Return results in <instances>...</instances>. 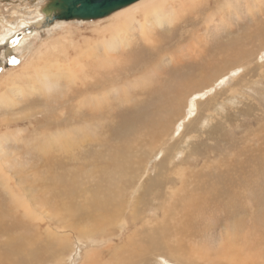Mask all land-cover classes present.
<instances>
[{"label": "rangeland", "instance_id": "374dc122", "mask_svg": "<svg viewBox=\"0 0 264 264\" xmlns=\"http://www.w3.org/2000/svg\"><path fill=\"white\" fill-rule=\"evenodd\" d=\"M47 1L0 0V80L3 79L0 82V212L4 211L5 220L9 221V215L14 213L8 206L10 202L14 206V201L20 199L14 207L23 215L28 213L25 209H30L32 218L15 228L23 231L27 225L30 229L26 234L33 236L32 229L37 235L30 240L33 242H22L21 255L13 259L0 257V264L8 261H16L14 264H109V260H105L113 254L123 264H224L221 255L228 251H222L221 246L232 236L234 228L252 229L254 240L257 238L253 236L262 237L264 40L251 36L264 24V0H239L225 19L216 16L218 11L213 9L224 0L205 1V10L207 6L210 9L207 14L195 4L193 10L198 11L194 19L198 20L186 27L170 48L161 52L153 44L136 45V42H132L130 48L119 46L113 57L104 60L111 67L117 66L109 73L111 78H104L102 73L106 70H101V76L94 83L84 77H88V72L98 73V66L94 65L100 53L90 57L89 53L82 54L87 60L81 74H78L79 68L74 69V62L78 52L87 51L89 42L97 39L94 30L106 24L105 17L58 20L49 24L47 16L41 18ZM37 19L43 21L39 26ZM199 28H203L201 38L193 39ZM247 33L249 39L244 40L242 35ZM11 35L15 36L13 41L7 39ZM61 37L62 45L57 48L46 45ZM184 50L186 56L181 63L177 57ZM38 52L42 53L35 56ZM34 61L36 66L50 65L49 73L46 72L50 76L45 78L48 81H35L34 76L26 82L27 78L22 77L2 89L9 75L34 74V66L23 68ZM79 75L82 80L77 79ZM117 77L121 78L117 80ZM108 87L115 92L103 97L105 91L101 90ZM88 94L93 97H86ZM171 94H176L181 102H176L172 109L162 107L165 102L158 99ZM96 96L100 100L96 101ZM94 114L107 115V119L94 125ZM152 119L156 129L153 135L160 134L157 139L148 136L153 128L145 127ZM76 120L84 121L85 128L80 131L86 134L71 130L79 126L74 124ZM68 129L73 134L65 132ZM75 142L77 146H71ZM124 145L127 156L119 160L113 152ZM162 149L165 155L160 152V156L158 152ZM66 180L78 182L77 192L81 196H89L90 191L95 195L100 189L106 196L111 193L115 196L101 199L102 204L106 202L109 206L104 211L109 217H98L93 209L94 214L90 212L93 214L90 216L82 215L80 209L71 216V222H80L81 226L82 223L92 226L89 220L95 217L106 219L94 224L93 227L99 229L92 234L89 231L90 234L81 235L55 217L49 208L59 206V201L51 200V192L66 184ZM107 189L112 192L106 193ZM78 193L75 198L80 204L84 197H78ZM22 200L30 207H21ZM189 200L191 205L186 204ZM192 204L199 206L194 208ZM177 206L181 213L175 209H179ZM187 208L196 209L189 221L184 219ZM175 215L177 219L173 222ZM43 216L45 219L41 218ZM173 226L181 227L177 230ZM132 240L136 243L130 244L128 249L131 250H119ZM243 247L247 253L252 252ZM92 251L95 252L92 260L100 258L96 263L86 261ZM249 263L264 264V259L255 258Z\"/></svg>", "mask_w": 264, "mask_h": 264}, {"label": "bare ground", "instance_id": "6f19581e", "mask_svg": "<svg viewBox=\"0 0 264 264\" xmlns=\"http://www.w3.org/2000/svg\"><path fill=\"white\" fill-rule=\"evenodd\" d=\"M205 1L207 0H204V2L202 0H138L124 8H121V9H118L116 10L115 12H113L111 15L103 18V20H106V24L104 26H98V28L95 31L96 35H97V39H95L94 41H91L89 42V44L86 46V49L87 51H80L78 53L79 56L78 58L75 60L74 62V69L75 68H79V72L78 74H81V72H84L85 70H83V67L85 65V62L87 60V57L83 56L82 54H85V53H89L88 57L94 55L96 56V52L100 53L97 57V61L94 65L95 66H98V70H96L98 73H93V72H88L87 76L88 77H84V80H87L90 78L91 80V83H94V81L96 79H98L99 76H101L100 73H102L103 71L101 70H106L105 72H103V76L104 78L105 77H110L109 73H111L112 71H114L116 69V67H111L110 64H106L104 62V60H108V58H110L111 56L113 57L115 54H116V51L118 48H120L119 46H123V49L124 48H130L131 45H132V42H136V45H138L139 43H141L142 45H150L152 46H157L158 47V50L163 52V50L165 49H168L170 48L175 42L178 41L179 37L182 36L183 34V31L186 27H190L191 25H193V23L198 20V19H194V16H195V13L198 11V10H193L194 9V6L195 4L197 5V9H200V10H205L206 8V5H205ZM241 1H245V2H248L249 0H241ZM251 1V0H250ZM237 3H239V0H224L223 3H216L215 7H213V9L217 12L215 13V15H221L222 19L224 18L225 19V15L229 13V11H231V7H236L237 6ZM44 6L42 7V19L46 18L47 15H51V13H45V11L43 10ZM41 11V9H39ZM38 10V11H39ZM236 13H238L239 11L238 10H234ZM210 12V9H209V6H207V9L205 10V14L209 13ZM184 14H186V17L184 18ZM32 15V14H30ZM192 19V20H189ZM25 19V18H24ZM42 19H37L36 20V23L39 24L42 21ZM102 19V18H101ZM22 22V21H21ZM35 23V24H36ZM30 24V23H29ZM21 25H24V24H21ZM41 25V24H40ZM185 25V26H184ZM19 26V25H18ZM37 26V25H36ZM194 28H196V26H193ZM34 28V27H33ZM11 29V28H10ZM202 29L203 28H199V30L196 32V34L194 35L193 39H199L201 38V33L200 31L202 32ZM14 31V30H13ZM23 31V30H22ZM29 31H32V30H29ZM257 31V34H253L251 36V38H253L254 36H260L261 38H263L262 40H264V24L261 26H258L254 32ZM138 34H139V38H138ZM64 35V34H63ZM67 35V34H66ZM69 35V34H68ZM71 35V34H70ZM6 36V35H5ZM134 36V38H133ZM25 36H23L24 38ZM65 38V37H64ZM132 39V41H130ZM242 38L244 40H247L249 39V34H243L242 35ZM7 39H15V36L12 37V35L10 37H7ZM12 40V41H13ZM69 40V39H68ZM67 40V41H68ZM6 41V40H5ZM9 41V40H8ZM64 41V39H63ZM70 42V41H69ZM102 44H101V43ZM190 42V41H189ZM194 43V42H193ZM44 44V43H43ZM68 44V43H67ZM47 46L48 45H52L54 47H58L59 45H62V37L61 38H58L57 40L55 39L53 42H50V43H47L46 44ZM183 45V44H182ZM192 45V44H191ZM201 45V44H200ZM195 48H196V45H193ZM53 48V47H52ZM51 48V49H52ZM185 48V47H183ZM61 49V48H60ZM186 49V48H185ZM57 50V49H56ZM55 51V50H54ZM62 51V49H61ZM67 51V50H66ZM183 51V49L181 50ZM195 51V50H194ZM53 52V51H52ZM42 52H38L36 53L35 56H39ZM77 53V54H78ZM183 53V52H181ZM184 53H185V50H184ZM179 54V57L178 60L181 61L182 63V60L185 59V56H186V53L185 54ZM44 57V55L42 56ZM35 60V59H34ZM175 60V59H174ZM177 61V60H175ZM163 62L164 59H163ZM162 62V63H163ZM121 62H116L117 65H119ZM167 63V62H166ZM180 63V64H181ZM35 64H37L36 61H34L33 64H28L26 66H24L23 68L26 70L28 67L30 66H34V71L35 73L34 74H26L25 72L22 73H18L17 75H12V76H6L7 78L4 79L5 82H3L2 84H5L4 87L2 89H6V87H10L11 85L15 84L19 79H21L22 77H26V82L30 79V78H33L34 76L37 78L35 79V81H46L47 79L45 78H48L50 75H48L46 72L49 71L50 69V65L48 66H36ZM179 64V63H178ZM174 65V63H173ZM177 65V64H176ZM183 65V64H182ZM161 66H164L161 64ZM96 68V67H95ZM185 68V67H184ZM183 71H185L186 73V70L183 69ZM182 71V72H183ZM49 73V72H48ZM77 74V75H78ZM184 75V74H183ZM74 79L77 78L75 76H73ZM137 77V76H136ZM185 77V76H184ZM111 78V77H110ZM119 78L121 77H117V80H119ZM122 78H125V77H122ZM127 78V76H126ZM186 78V77H185ZM34 79V78H33ZM77 79H83L82 76H78ZM151 79H154L153 77ZM1 80H3L1 78ZM0 80V82H2ZM173 80V78H172ZM225 80V79H224ZM48 81V80H47ZM186 81V79L184 80ZM45 83V82H44ZM43 84V83H42ZM48 84V82H47ZM50 84V83H49ZM137 84V83H136ZM186 84V82H185ZM188 84V83H187ZM44 85V84H43ZM135 85V84H134ZM163 86V85H162ZM110 87V86H109ZM106 89V88H102L101 91H105L103 93V97L108 95L109 93H112L114 94L115 91H113L112 88H109ZM137 88V87H136ZM182 89V88H181ZM255 89V88H254ZM257 90V89H256ZM129 92V91H127ZM242 92V91H241ZM200 93V92H199ZM181 94V93H180ZM197 94V93H196ZM205 94V93H203ZM7 95V94H6ZM75 95V94H74ZM127 95V94H126ZM129 95V94H128ZM199 95V94H197ZM92 95L88 94L86 95V97H90L91 98ZM178 98L176 100V97ZM93 97V96H92ZM198 97V96H197ZM76 98V97H75ZM126 98V97H125ZM96 101L100 100L99 96H96ZM160 101H163L165 102L164 106L162 107H165V108H170L172 109V107L176 104L181 102L179 97L176 95V94H171L169 95L168 97H165V98H162V99H158ZM194 101V99H193ZM192 101V102H193ZM197 101V100H196ZM157 102V101H156ZM81 104V103H80ZM180 105V104H179ZM193 107V106H192ZM63 110V109H61ZM102 111V110H101ZM104 112V111H102ZM102 116V118H101ZM54 118V117H53ZM95 120L92 121V123L94 125L100 123L101 121H106L107 119V115H99V114H94V117ZM56 119V118H55ZM74 124H78L79 126H74L73 129H71L72 131L74 132H81L83 135L86 134V132H82L80 131L82 128H85V123L84 121H81V120H76V122ZM73 124V125H74ZM155 120L152 119L150 122L147 123V125L145 127H148L149 129L150 128H153V130H150V134L151 135H148L149 137H151L152 139H157L159 136H156L153 135L156 131L155 127ZM72 126V125H71ZM65 127V126H64ZM69 128V127H68ZM63 131V130H62ZM65 132H69V129L68 131H65ZM179 132V131H178ZM54 133V132H53ZM52 133V135H53ZM60 133V131H59ZM69 133H72V132H69ZM80 133V135H81ZM177 133V131H176ZM49 134V133H48ZM47 134V136H49ZM51 134V133H50ZM57 134V133H56ZM62 134V133H61ZM73 134V133H72ZM79 134V133H78ZM178 134V133H177ZM75 135V133H74ZM82 136V135H81ZM79 137V136H78ZM77 137V138H78ZM50 138V137H49ZM53 138V137H52ZM55 138V137H54ZM58 138V137H57ZM69 138V137H68ZM82 138V137H81ZM80 138V139H81ZM84 138V136H83ZM180 138V137H179ZM192 138V137H191ZM67 139V137H66ZM66 139H63V142L66 140ZM150 139V138H149ZM61 140V141H62ZM69 140V139H68ZM76 140V138H75ZM96 140V139H95ZM180 140V139H179ZM49 141V139H48ZM52 141V140H51ZM49 141V142H51ZM94 141V139H93ZM66 142V141H65ZM74 142V140H73ZM72 142V143H73ZM77 142H79L77 140ZM137 142V141H136ZM134 142V143H136ZM139 142V141H138ZM145 142V141H144ZM143 142V143H144ZM52 143V142H51ZM71 143V144H72ZM81 144V142H79ZM78 143V146L80 145ZM83 143V141H82ZM124 143V142H123ZM142 143V142H141ZM140 143V146L142 147V144ZM186 143V142H185ZM70 144V145H71ZM77 144L76 142L71 145L74 147V145ZM69 145V146H70ZM181 145V144H180ZM49 146H51V144H49ZM77 146V145H75ZM130 146V145H129ZM149 146V145H147ZM146 146V147H147ZM173 146V145H172ZM178 146V145H177ZM120 147V146H119ZM170 148V147H169ZM183 148V147H182ZM53 150L55 148H52ZM129 149V148H128ZM134 149V148H133ZM132 149V150H133ZM141 149V148H140ZM143 149V148H142ZM52 150V151H53ZM56 150V149H55ZM57 151V150H56ZM55 151V152H56ZM127 148L126 146H121L120 149H116L114 150L113 154L119 159V160H123L124 158H126L127 156ZM3 152V151H2ZM1 152V153H2ZM58 152V151H57ZM161 152V154H164V150H160L158 152V154ZM196 152V151H195ZM175 153V152H174ZM131 154V153H130ZM160 155V154H159ZM165 155V154H164ZM167 155V154H166ZM173 155V153H172ZM177 155V154H176ZM182 155V154H181ZM161 156V155H160ZM175 156V155H174ZM178 156V155H177ZM146 157V156H145ZM158 157V156H157ZM171 153H170V158H171ZM131 158V156H130ZM136 158L138 159V157L136 156ZM169 158V160H170ZM173 158V157H172ZM116 159V158H114ZM149 159V158H148ZM164 159V157H163ZM162 160V159H160ZM166 160H168L166 158ZM113 161V160H112ZM115 161V160H114ZM135 161V160H134ZM172 162V159L170 160ZM176 161V160H175ZM116 162L118 163L117 159H116ZM115 162V163H116ZM149 162V161H148ZM164 161H162L161 163L163 164ZM140 163V162H139ZM165 163L167 164V162L165 161ZM1 164V163H0ZM111 165V164H110ZM113 165L117 166V164H114ZM165 165V164H164ZM170 165V164H169ZM3 165H1L2 167ZM5 166V165H4ZM114 167V166H113ZM166 167V165L164 166ZM163 167V169H165ZM168 167V166H167ZM118 168H124V166H119ZM2 169H4L2 167ZM99 169V168H98ZM168 169V168H167ZM3 171V170H2ZM107 171V170H106ZM170 171V170H169ZM84 173V171H82ZM81 172V173H82ZM108 172V171H107ZM113 172V171H112ZM104 172H102L101 174H103ZM101 174H99L100 176H102ZM108 174H110L108 172ZM115 175H117V171L114 172ZM114 175V176H115ZM88 176V175H87ZM113 176V175H112ZM109 178L110 175H109ZM173 178V177H172ZM93 179H96V178H93ZM100 179V177H99ZM98 179V180H99ZM101 179H105L103 176ZM108 179V177H107ZM167 179V178H166ZM106 180V179H105ZM115 180V179H114ZM113 180V181H114ZM101 181V180H100ZM98 182L97 183L101 184L102 182ZM216 181V180H215ZM108 182V181H107ZM106 182V183H107ZM173 182V181H172ZM183 182V181H182ZM117 183V182H116ZM184 183L183 182V186H184ZM110 184V183H109ZM136 184V183H135ZM169 184V183H168ZM161 185V184H160ZM163 185V184H162ZM80 186V185H79ZM106 186V185H105ZM166 186V184H165ZM164 186V187H165ZM199 186H201L199 184ZM107 187V186H106ZM163 187V189H164ZM181 187V186H180ZM180 187H178V189H180ZM109 188V187H108ZM172 188H175L172 187ZM78 182L73 180V181H70V180H66V184H63L61 187H59V189H55L51 192V200H54L56 199L57 201L60 202V204H58L59 206H56L53 207H49L51 212H53V214L55 215V217H57L59 220L63 221L64 224L68 225L70 228L72 229H75V230H78L79 233L81 235H86V234H90L88 233L89 231L91 232H94V230L96 229H99L97 227H93L95 223H97L99 220H106V219H97L98 217H109V215H107L104 211H107L109 209V206L108 204L105 205V203L102 204V201L101 199H104L106 197H112L113 194L111 193L110 196H106V194H104L105 192H99L101 191V189L98 191H95V195L92 194V192L90 191L89 193V196L86 195V196H81L79 195V193L77 192L78 190ZM162 189V190H163ZM169 189V188H167ZM171 190V189H170ZM122 192V188L119 190ZM172 191V190H171ZM84 192V191H83ZM82 192V193H83ZM109 192H112L111 190H106V193H109ZM115 192V191H114ZM129 192V191H128ZM128 192H126L128 194ZM147 192V191H146ZM184 192V191H183ZM78 193V197H84V199L82 200L81 198V203L78 204L76 202V198L75 196L77 195ZM88 193V192H87ZM125 193V189H124V192L123 194ZM133 193V192H132ZM131 193V194H132ZM172 193V192H171ZM181 193V192H180ZM84 194V193H83ZM110 194V193H109ZM117 194V193H116ZM177 194V193H176ZM129 195V194H128ZM149 195V194H148ZM172 195V194H171ZM178 195L179 192H178ZM178 195H175V196H178ZM34 196V195H33ZM126 196V195H125ZM155 196V195H154ZM181 196H182V193H181ZM191 196H193V194H191ZM195 196V195H194ZM115 198V196H113ZM133 196L131 195V198ZM160 197V196H159ZM24 198V197H23ZM75 198V199H74ZM185 197H183L184 199ZM30 199V198H29ZM118 199V198H117ZM172 199V198H170ZM174 199V198H173ZM2 200V199H0ZM20 200V199H19ZM17 200V201H19ZM36 200V199H35ZM111 200V199H110ZM114 199H112L113 201ZM116 200V199H115ZM175 200V199H174ZM173 200V201H174ZM17 201H14L16 202V204L14 206L17 205ZM109 201V200H108ZM172 201V202H173ZM176 202L175 203H179V200H175ZM27 202V201H26ZM38 202V201H37ZM118 202V201H117ZM186 202V201H185ZM184 202V203H185ZM190 202H192L191 200H189V203H186V204H190ZM197 202V201H196ZM177 203V204H178ZM195 203V202H193ZM45 204V203H44ZM52 204V203H51ZM114 204H115V201H114ZM166 204V203H165ZM180 204H181V200H180ZM2 204H0L1 206ZM32 205V204H30ZM111 205V204H110ZM169 205V204H168ZM191 205V204H190ZM195 206V204H192V206ZM7 206V205H6ZM13 204L10 202L8 208L11 209V211L14 213V215H9V218H11L9 221L5 220V212L4 211H1L0 212V238H3L4 236H6L5 239H0V257L2 258H8V259H13L15 257H17L19 254L21 255V252L23 251V246H24V243H23V246H22V242H28L30 241L31 239L33 238H36V234H34L33 231L35 230H32V233H33V236H29L26 234V231L30 228H28V226L26 225V228L23 230V231H18L15 226L18 225L19 223H27L28 219L29 218H32L30 217V209H25V211L28 210V213L25 215H23V212L22 213H18V209L16 207H14ZM30 207L28 204L25 203L24 200H22V203H21V207ZM173 206V205H172ZM193 206V207H194ZM199 206V205H198ZM197 206V207H198ZM33 207V206H32ZM176 207V206H175ZM178 207V206H177ZM188 207H191V206H188ZM197 207H194V208H197ZM35 208V207H34ZM123 208V207H122ZM166 208V207H165ZM179 209L175 208L177 211H179L181 213V209L180 207H178ZM228 208V207H227ZM248 208V207H247ZM77 209H80L82 211V215H93L94 212L93 210L96 211V216L98 217H95V219H90V223L92 224V226H85L83 223L81 225H79V223L77 221H74V223L71 222V216L74 215V213L77 212ZM93 209V210H92ZM167 209V208H166ZM170 209V208H169ZM172 209V208H171ZM190 208H187L185 211L186 213L184 212V210L182 212H184L186 214V221H189V219L191 218L192 216V213L193 211H189ZM89 210V212H88ZM174 210V211H176ZM23 211V210H22ZM84 211V212H83ZM32 212H34L32 210ZM90 212H92L93 214H90ZM115 212V211H114ZM168 212V211H167ZM171 212V211H170ZM35 213V212H34ZM38 213V212H37ZM40 213V212H39ZM43 215V214H42ZM111 216V215H110ZM168 216V215H167ZM166 216V217H167ZM177 215L174 216L173 218V222L176 218ZM179 216V215H178ZM181 216V214H180ZM68 217H69V221H68ZM78 217V216H77ZM84 217V216H83ZM165 217V218H166ZM169 217V216H168ZM43 219H45V217H41ZM172 218V217H171ZM74 219V218H73ZM76 219V218H75ZM114 219V218H113ZM170 220V219H169ZM180 220V219H179ZM109 221V220H108ZM163 220H161L160 222H162ZM163 222H166V221H163ZM172 224H175L173 223ZM258 222V221H257ZM165 224V223H164ZM170 224V223H168ZM182 224V223H181ZM251 225V224H250ZM255 225V224H254ZM257 225V223H256ZM259 225V224H258ZM257 225V226H258ZM158 226V225H157ZM249 226V225H248ZM67 227V226H66ZM160 227V226H159ZM162 227V225H161ZM179 227L181 226H177L174 227L173 226V229L176 228L177 230L179 229ZM252 227H255L253 226L252 224ZM260 227V226H258ZM256 227V229L258 228ZM158 228V227H157ZM167 228H170L168 227L167 225ZM247 228V227H246ZM69 229V228H68ZM163 229V228H162ZM175 229V230H176ZM235 230H233V234L230 238H228L225 242H224V245L221 246V249L222 251L223 250H227L228 252H225L224 254H222L221 256L223 257L224 259V264H251L249 262H253L255 258H260V259H264V246L262 247V244L264 242V234L263 235H260L262 237H260L258 239L257 236H253L257 239L254 240V238L252 239L251 237V230L250 229H247L245 230V226H240V229H237V228H234ZM255 229V228H254ZM157 230V229H156ZM171 230V229H170ZM185 230V229H184ZM188 230V229H187ZM50 231V230H49ZM164 231V230H163ZM258 230H256L253 235L257 232ZM261 231V230H260ZM264 231V229H263ZM47 232V231H46ZM51 232V231H50ZM162 232V231H161ZM174 232V231H173ZM164 233H166L164 231ZM173 234V233H172ZM175 234V233H174ZM262 234V233H261ZM170 235V234H169ZM180 235V234H179ZM154 236V235H153ZM184 236V235H183ZM167 237V235H166ZM88 238V237H86ZM90 238V237H89ZM183 238V237H182ZM181 238V239H182ZM263 238V239H262ZM77 239V238H76ZM180 239V240H181ZM91 240V239H90ZM161 240V239H160ZM34 240L30 241V242H33ZM162 241V240H161ZM165 241V240H164ZM172 241V240H171ZM50 242V241H49ZM160 241H158L159 243ZM169 242V241H168ZM136 241L135 240H132L131 243H127L126 245H123L121 246V249H119L121 252H125V250H131V249H128L130 248V244H135ZM152 243V242H151ZM177 244L179 242H176ZM50 244V243H49ZM155 244V243H153ZM163 244V243H161ZM169 244V243H168ZM171 244V243H170ZM169 244V245H170ZM145 245V244H143ZM157 245V243H156ZM155 245V246H156ZM246 248H250L251 249V253H250V250L248 251L249 253L246 252L245 250V247ZM137 246V245H135ZM148 246L151 247V245L149 244ZM153 246V245H152ZM162 246V245H161ZM172 247V245H170ZM26 247V246H25ZM158 246H156L157 248ZM182 247V246H181ZM232 247V249L230 248ZM70 248V247H69ZM155 248V247H154ZM152 249V247H151ZM166 249V248H165ZM258 250V251H253V250ZM65 250V249H64ZM153 250V249H152ZM157 250V249H156ZM171 250V249H169ZM187 250V248H186ZM148 251H151L150 249ZM176 251V250H175ZM181 251V250H179ZM185 251V250H184ZM54 252V251H53ZM174 252V251H173ZM90 254L87 255L86 257V261H88V263H96V261H99L100 258L99 257H96V260L93 259L92 260V256H95V252H89ZM129 253V251H128ZM134 250H133V253L132 255L134 254ZM191 254V252H188ZM176 254V253H175ZM132 255H127V256H132ZM179 255V254H177ZM181 255V254H180ZM58 256V255H57ZM181 257V256H180ZM164 258V257H163ZM104 259V257H103ZM166 259V258H165ZM180 259V258H179ZM182 259V258H181ZM184 259H189V258H184ZM191 259V258H190ZM194 259V258H193ZM109 260V264H123L122 263V260H120L119 257L116 256V254H113L110 258H108L107 260L105 261H108ZM125 261L127 262V260L125 259ZM124 261V262H125ZM193 261V260H192ZM196 261V260H194ZM16 261H13L11 263V261H8L7 264H14ZM167 262V260H166ZM183 262H186V260H184ZM86 263V262H84ZM101 263V262H100ZM167 263H170L169 261ZM99 264V262H98ZM129 264H132L131 262H129ZM191 264H194V262H192Z\"/></svg>", "mask_w": 264, "mask_h": 264}, {"label": "water", "instance_id": "95a60500", "mask_svg": "<svg viewBox=\"0 0 264 264\" xmlns=\"http://www.w3.org/2000/svg\"><path fill=\"white\" fill-rule=\"evenodd\" d=\"M138 0H48L43 10L49 24L58 20H95ZM43 26H46L44 24Z\"/></svg>", "mask_w": 264, "mask_h": 264}]
</instances>
